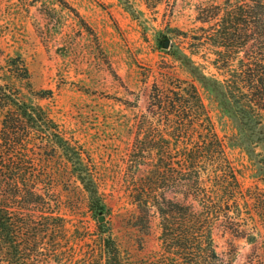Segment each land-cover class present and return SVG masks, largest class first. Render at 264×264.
Listing matches in <instances>:
<instances>
[{
  "label": "trees",
  "instance_id": "1",
  "mask_svg": "<svg viewBox=\"0 0 264 264\" xmlns=\"http://www.w3.org/2000/svg\"><path fill=\"white\" fill-rule=\"evenodd\" d=\"M145 2L156 6L161 0ZM198 19L206 26L193 38L214 48L208 63L221 77L207 74L191 56L173 53L192 79L154 83L126 150L133 226L147 229L155 213L158 248L136 259L122 257L102 230L95 246L106 262L99 264H232L215 250V224L248 240L264 231V220L247 215L254 204L264 205V188L243 187L227 151L238 147L252 159L261 154L256 146L264 149V0H209ZM6 66L10 77L0 81V264H40L51 259L43 257L44 248L57 252L67 232L56 192L59 177L73 176L81 184L92 213H101L104 203L81 149L48 109L17 87L14 79H29L24 60L10 57ZM194 79L236 120L227 142L215 131ZM28 90L37 98L53 95L51 89ZM56 154L67 175L50 165Z\"/></svg>",
  "mask_w": 264,
  "mask_h": 264
},
{
  "label": "rangeland",
  "instance_id": "2",
  "mask_svg": "<svg viewBox=\"0 0 264 264\" xmlns=\"http://www.w3.org/2000/svg\"><path fill=\"white\" fill-rule=\"evenodd\" d=\"M208 1L161 0L147 6L145 0H0V81L10 77L8 58L20 56L29 79H14L17 87L25 98L48 109L65 137L81 149L104 203L101 213H92L81 184L73 176L59 177L56 192L67 232L57 252L50 255L44 248L43 257L51 259L40 264H62L66 259L71 263L64 264L106 262V254L100 255L95 246L102 230L122 257L136 259L158 248L155 213L147 229L133 226L126 150L154 83L162 85L176 76L192 79L173 53L191 56L207 74L221 77L208 63L214 48L193 38L206 26L198 13ZM193 82L215 131L227 142L236 120L200 82ZM28 89H51L53 95L37 98ZM227 151L243 187L264 188V168L257 163L264 162V149L256 146L261 154L252 159L238 147L228 146ZM50 165L67 172L57 154ZM260 206L254 204L247 214L251 221L264 220V205ZM260 231L248 240L217 223L212 230L215 250L232 264H264V231Z\"/></svg>",
  "mask_w": 264,
  "mask_h": 264
},
{
  "label": "water",
  "instance_id": "3",
  "mask_svg": "<svg viewBox=\"0 0 264 264\" xmlns=\"http://www.w3.org/2000/svg\"><path fill=\"white\" fill-rule=\"evenodd\" d=\"M164 45H167V41H165ZM99 220H103V216L102 215L99 216Z\"/></svg>",
  "mask_w": 264,
  "mask_h": 264
}]
</instances>
